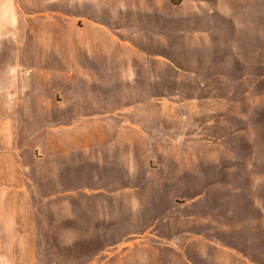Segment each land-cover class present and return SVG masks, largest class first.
Listing matches in <instances>:
<instances>
[{"label":"rangeland","instance_id":"obj_1","mask_svg":"<svg viewBox=\"0 0 264 264\" xmlns=\"http://www.w3.org/2000/svg\"><path fill=\"white\" fill-rule=\"evenodd\" d=\"M20 5L0 264H264V0Z\"/></svg>","mask_w":264,"mask_h":264},{"label":"crops","instance_id":"obj_2","mask_svg":"<svg viewBox=\"0 0 264 264\" xmlns=\"http://www.w3.org/2000/svg\"><path fill=\"white\" fill-rule=\"evenodd\" d=\"M27 2L29 4V7H40V3L44 2L42 0L39 3H36L35 0H0V25L5 23L4 18H8L10 16H13V18H18L19 16V9L20 5L23 2Z\"/></svg>","mask_w":264,"mask_h":264}]
</instances>
